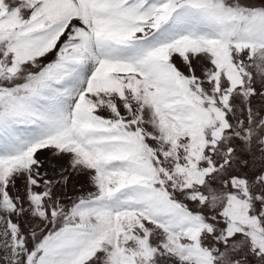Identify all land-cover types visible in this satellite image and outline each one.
Returning a JSON list of instances; mask_svg holds the SVG:
<instances>
[{"label":"snow or ice","instance_id":"obj_1","mask_svg":"<svg viewBox=\"0 0 264 264\" xmlns=\"http://www.w3.org/2000/svg\"><path fill=\"white\" fill-rule=\"evenodd\" d=\"M0 264H264V0H0Z\"/></svg>","mask_w":264,"mask_h":264}]
</instances>
